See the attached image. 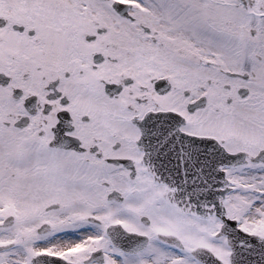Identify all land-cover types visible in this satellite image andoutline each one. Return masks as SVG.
<instances>
[{
  "label": "snow or ice",
  "instance_id": "obj_1",
  "mask_svg": "<svg viewBox=\"0 0 264 264\" xmlns=\"http://www.w3.org/2000/svg\"><path fill=\"white\" fill-rule=\"evenodd\" d=\"M0 264H264V0H0Z\"/></svg>",
  "mask_w": 264,
  "mask_h": 264
}]
</instances>
